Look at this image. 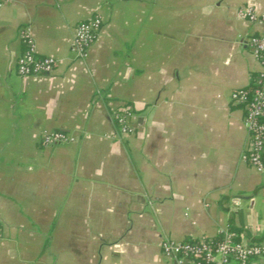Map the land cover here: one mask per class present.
I'll return each mask as SVG.
<instances>
[{"label": "crops", "instance_id": "crops-1", "mask_svg": "<svg viewBox=\"0 0 264 264\" xmlns=\"http://www.w3.org/2000/svg\"><path fill=\"white\" fill-rule=\"evenodd\" d=\"M264 0H11L0 9V264H172L161 241L264 242V172L230 92L258 62L236 15ZM102 18L84 59L73 28ZM29 26L48 75L19 76ZM133 108V131L111 113ZM44 130L75 142L43 145ZM249 264H264V256Z\"/></svg>", "mask_w": 264, "mask_h": 264}, {"label": "built area", "instance_id": "built-area-1", "mask_svg": "<svg viewBox=\"0 0 264 264\" xmlns=\"http://www.w3.org/2000/svg\"><path fill=\"white\" fill-rule=\"evenodd\" d=\"M10 1L0 0V9ZM236 15L251 24L264 26V14L257 12L250 4L239 6ZM101 25L99 14L75 24L70 46L75 58L87 57ZM19 37L23 50L16 59V73L21 77L51 74L59 62L53 56L38 54L31 28L22 27ZM244 41L258 62L259 69L252 75L249 86L230 92L229 101L243 110L247 139L242 159L258 172H264V32L249 35ZM133 114L129 104H122L112 111V120L120 134L127 135L133 131ZM77 139L76 135L62 130H44L41 134L43 145L66 144ZM161 252L172 264H249L252 258L264 256V242L242 243L236 239L234 232L222 230L217 237L181 241L164 237Z\"/></svg>", "mask_w": 264, "mask_h": 264}]
</instances>
